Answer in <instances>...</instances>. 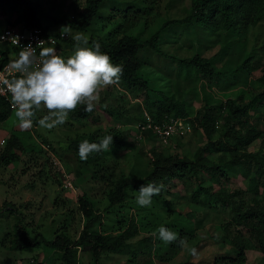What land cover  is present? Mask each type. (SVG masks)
Returning a JSON list of instances; mask_svg holds the SVG:
<instances>
[{
	"label": "trees",
	"instance_id": "1",
	"mask_svg": "<svg viewBox=\"0 0 264 264\" xmlns=\"http://www.w3.org/2000/svg\"><path fill=\"white\" fill-rule=\"evenodd\" d=\"M144 1L135 0L128 4L125 0L127 4L125 8L122 5V7L115 8L106 4L108 0H85L77 19H64L63 25H71L72 32L76 34L89 33L88 46L91 47L93 42H98L101 45V51L110 56L111 62L122 66L123 73L119 83L127 91L138 90L144 94L146 111L155 123L162 125L172 118L184 119L191 124L192 130L202 131L206 143L194 153L192 158L181 157L177 154L170 155L164 151H158V147H155L151 151L153 161H151L150 170L135 169L128 174L119 168L118 176H115V171L111 168L109 156L134 147V144L127 141L126 134L120 129L112 128L104 134L96 131L77 135L68 141L62 153L57 154L67 159L76 178L80 179L89 174L90 180L106 185L110 209L108 212H113V209L117 207L123 208L128 202L130 190L135 191L140 188L138 186L148 183H155L157 186L163 184L164 187L160 194L152 198V202L162 199V206H168L167 200L161 198L162 193L172 194L171 187L173 186L171 185L175 182L181 183L186 190L192 187L193 192L187 199L186 205L190 211L183 213L178 209L174 219L164 227L177 233L178 238L187 237L188 242L192 241L197 239L198 232L205 229L207 225V209L220 205L228 211H226L227 217L219 223V226L216 225L218 237L211 235V239L221 248L227 247L228 250L215 256L213 264H246L249 251H256L264 258V124L261 123L264 118V71L258 79L253 82L249 81L254 68H258L254 63L257 57L254 51L257 50L258 53L264 51V0H191V7L186 17L164 21L157 30L152 31L149 38L143 36L150 30L148 17L154 15L152 11L155 8H147ZM41 2L42 0H0V11L3 14L8 12L14 16L8 21V26L24 29L38 28L46 35L60 38L59 30L62 21L50 19L45 15ZM147 9L152 11L148 12ZM102 10L107 11L106 17L104 14L101 15ZM141 13H144L145 21L138 22L137 27H131L134 18L140 17ZM194 24L197 28L205 30L206 34L211 32L216 34L220 40V35L224 36L225 40L228 38L230 40L227 42L228 50L221 51L209 59L201 56L191 58L189 61L179 59L181 64L186 62L192 69L187 78L192 76L191 72L194 70L195 75H198L201 80L207 79L217 87H227L226 90L242 82L251 83L253 89L249 102L244 95H239L238 99L230 95L226 100L217 99L216 101L214 97L208 95L205 86H203L204 104L196 113H193L191 104L182 103L173 95L156 93V99H154L155 92L151 93L149 82L140 74L146 63L144 58H139L140 51L150 48L161 53V46L164 43L161 40L164 41L165 37L169 36V39L179 40L184 35L185 40L181 47L192 49L198 40L193 37L198 35L193 28ZM3 27L0 23V29ZM179 28L182 32L175 37L174 34ZM170 30L172 31L168 33ZM249 32L255 34L250 49L248 48L250 41L247 39ZM233 35L240 36V44ZM62 42L72 46L76 44L72 36L59 39L56 49L60 55L65 50L61 48ZM236 42L238 46L234 44ZM227 52L232 54L235 60H231L224 69H217L216 63L223 62L228 55ZM225 69L230 71L229 75H225ZM221 77H225L223 82ZM146 111L142 114L137 126L146 121L144 116ZM12 112L8 104L0 98V123L6 121ZM96 112L97 106L89 113L85 111L84 105H80L75 111L69 113L68 119L85 120L93 118ZM250 112L259 114L254 123L250 121ZM109 113L115 117L122 115L116 109H109ZM136 130L139 135L140 131L138 128ZM142 134L157 139L151 131H144ZM106 135L113 136L110 150L93 152L89 154L86 161L80 159L78 145L83 140L98 143ZM178 137L181 136H175L174 139ZM2 139L6 142L0 146V172L21 163L24 157H28L31 152L37 150V153H43L45 145L50 146V143L43 137L40 141L42 145L35 146L32 142H24L15 133ZM254 142L260 144L259 151L256 153L248 151ZM157 144L163 147L159 140ZM54 155L49 156L44 161L45 164L39 161L41 156H38V160H32L38 166L40 164L43 166L39 172L41 180H50L57 187V190L54 188L53 201L56 204L63 202L68 204L70 199L67 197L66 190L69 189L64 186V175L65 173L70 174V169H67L66 163L60 158L65 163L63 168L61 161L57 162L56 155ZM215 155L217 156L214 159H218L217 161L211 158ZM226 166L229 168L225 169ZM236 169H243L246 175L252 176V183L247 189L237 188L229 192L226 189L215 187L216 183L222 184L228 173ZM209 182L211 184H208ZM77 204L84 225L78 239L74 240L65 233L66 231L56 235L52 240L46 239L42 233L33 235L26 221V215L19 212L14 205L6 204L4 211L7 215L12 214L16 222L11 231L4 233L1 238V248L14 254L53 252L62 259L63 264H86L87 262L103 264L105 260L115 261L119 258L127 260L126 264H155L156 256L159 257L161 264H164L171 262L183 250L178 243H166L160 240L158 234L156 237L148 235L139 240V245L148 248L147 260L142 263L138 257L143 250L132 245V241L138 238L140 233L139 219L131 217L128 227L111 233L96 227L101 226L104 215L98 211L92 198L85 194L78 195ZM177 204L172 203L170 207L173 206L176 209ZM170 207L167 212L174 213L173 208ZM1 215L3 211L0 212ZM159 219L160 215L156 213L152 220L153 223L148 224H151L153 228H158ZM82 250L88 251L86 253L90 257L89 261L81 262ZM52 258L53 256L46 254L43 260L36 258L32 262L50 264ZM182 264L198 263L189 260Z\"/></svg>",
	"mask_w": 264,
	"mask_h": 264
},
{
	"label": "rangeland",
	"instance_id": "2",
	"mask_svg": "<svg viewBox=\"0 0 264 264\" xmlns=\"http://www.w3.org/2000/svg\"><path fill=\"white\" fill-rule=\"evenodd\" d=\"M131 1L135 0H127L128 4H130ZM84 2L85 0H42L41 3L45 15L50 19L61 20V26H64V19H77L78 14L83 9ZM144 3L147 8H155H153V11L146 10L148 12L152 11L154 15L148 17L150 21V30L144 34V38H149L152 31L157 30L164 21L186 17L191 7V0H145ZM106 4L115 8H117V6H123V8H125L127 5L125 0H108ZM106 12V10H102L100 13L101 15L104 14L106 17ZM143 15L144 13H141V18H134L131 27H137L138 22H144L146 18H144ZM13 17L14 16L8 12L3 14L0 11L1 26L7 25L8 21ZM193 28L197 31L196 34H198L193 37H196L195 40L198 38V40L192 49L181 47L185 40V35L179 40L169 39L170 36L168 33L172 31L170 30L166 33L169 37H165L164 41L161 40L164 42L161 46V53H157L150 48H145L140 51L139 58L141 57L146 60L140 74L149 82L151 93L155 92L154 96L156 93L173 95L182 103L191 104V106H193V113L201 109L204 104L203 98L205 95L203 93V86H205L208 95L214 97L216 101H218L217 99H219V101L226 100L230 95L234 99H238L239 95H244L249 102L253 89V84L251 83L244 84L242 82L236 87H228V91L226 90L227 87H217L207 79L201 80L198 75H195L194 70L191 72L192 76L187 78L189 71L192 69L186 62L181 64L179 59H188L187 61H189V59L196 56L209 59L221 51L228 50L226 47L227 42L230 40L229 38L225 40L224 36L221 35L220 40L216 34H212L211 32H209L210 34H206L205 30L197 28L195 24ZM191 31L194 30L191 29ZM181 32V28L177 29L174 36L178 37ZM75 34L76 33L72 32V35ZM84 36L88 39L89 33H86ZM254 36L255 34H252V32L247 34V39L250 41V43H248L249 49L252 46ZM233 37H236L238 44H240V36L233 35ZM237 42L234 43L236 46H238ZM74 47L75 45L72 46L69 43L62 42L61 48H65V50L62 51V56L65 58L70 56L73 53ZM254 53L257 56L254 60V63L257 64L255 67L258 68H254L252 71L249 77L250 82L258 79L264 71V51H259L258 53L256 50ZM231 60H235V58L229 53L224 58L223 62L216 63L217 69H224ZM226 69L225 75H229L230 71ZM221 78L223 82L225 77ZM144 98V94H141L138 90L127 91L119 83V85L108 86L100 91L98 101H96L97 112L93 118L80 121L67 119L63 125H59L51 130L44 129L36 124V120L48 114L47 110L41 107L33 118V127L29 130H22L19 128L17 118L15 117V111L11 113L6 121L0 123V141L1 137L7 138L15 133L19 135L24 142H32L33 146L42 145L40 143L41 137L46 139L51 146L48 147V145H45V151L43 153H37V150L36 152H31L28 157H24L21 163L0 172V212L3 211V215L0 216V264H35L32 260L36 258L43 260L46 254L53 256L50 264H63L62 259L59 258V256L57 257V254L53 252L38 251V254L27 252L14 254L1 248V238L4 236V233L11 231L12 226L16 222L12 214L7 215V212L4 211L6 204L14 205L19 212L26 215V221L29 223V228L33 235L42 233L46 239L52 240L56 235L66 231L65 233L74 240L78 239L79 233L82 231L84 225L83 217L78 210L77 196L85 194L94 200L98 207V211L104 215L101 226H96L97 228L100 227L101 230L111 233L124 230L128 227L131 217L139 219L141 226L139 227L140 233L138 238L136 237L132 241V245L138 246L139 249L141 248L143 250V252L141 251L142 253H140V257H138L142 260V263L147 260L146 253L148 248L139 245V240L148 235L156 237L153 233H156V230L160 226H164L174 219L175 212H177L178 209L183 213L190 211V208L186 205L187 199H189V196L193 192V188L190 187L186 190L181 183L175 182L174 185H171L173 186L171 187L172 194L166 192L162 193L161 198L167 200L166 203L168 206H162V199H159L152 202L149 207H140L136 203V192L139 190L137 189L135 191L130 190L128 202L125 203L123 208L117 207L113 209V212H108L110 209L107 200L108 191L106 185L101 182L97 183L94 180H90L89 174L80 179L76 178L73 170L67 163V159L57 154L62 153L67 147L68 141L75 138L77 135L96 131L104 134L114 128L122 130L127 136V141L134 144V147L130 150L126 149L109 156V163L111 168L115 171V176H118L119 168L125 170L128 174L131 170L135 169H141L142 171L150 170L151 161H153L151 151L155 147H158V151H164L170 155L177 154L181 157L192 158L194 153L206 143V138L201 130L195 131L193 129L190 134L174 139L171 141V145L168 146L169 148L167 147L166 149H163L164 147L161 148V146L157 144V139L149 138L144 135L143 138L140 139L136 127L137 123L142 118V114L146 111ZM154 99H156V96ZM109 109L119 110L122 115L119 117L112 116L109 113ZM258 115L259 114L256 112H250L249 118L251 123L256 122ZM262 119L261 123L264 124V118ZM219 126L221 129V125ZM259 148L260 144L254 142L248 148V151L256 153L259 151ZM52 155L55 156L57 162H60V158H62L66 163L67 169H70L69 176L74 183L76 191L66 190L67 197L70 199V203L68 202V204H65L67 202L56 204L55 201H53V196L55 195L54 188L57 190V187H55V184L50 180H41L39 172L43 169V166L42 164L38 166L33 163L32 160H38V156H41L39 161L45 164L44 161H46L49 156L52 157ZM216 156L217 155L212 156L211 158L217 161L218 159H214ZM63 161L60 163H62L64 168L65 163ZM227 168L229 167L226 166L225 169ZM251 183V175H246L243 169H236L228 173L227 178L223 180L222 184L218 185L216 183L215 187L217 189L222 188L232 192L237 188L247 189ZM208 184H211V182ZM139 187L141 186H138V188ZM170 201L179 204H177L176 209L173 206L170 207V205H172ZM169 207L173 208L172 211L174 213L167 212ZM116 210H118V212ZM226 211L220 205L207 209L208 222L205 229L198 232L197 239L188 242L189 248L198 245L196 248L198 251L197 256L193 257L187 249H183L171 262L164 264H182L189 260L198 264H213L215 256H219L221 253L228 250L227 247L221 248L219 244L211 239V235L218 237L219 233L216 232V225L218 224L219 226V223L225 220L227 217L226 213L228 212ZM154 213L160 215L158 228H153L151 224H148L154 219ZM3 229L5 230L4 232ZM86 250H82L81 253L82 263L87 261V257H89L86 253L88 251ZM155 260V264H161L158 256H156ZM126 263L127 260H124V258H119L115 261L105 260V262H103V264ZM86 264L91 263L87 262ZM246 264H264V258L256 251H249Z\"/></svg>",
	"mask_w": 264,
	"mask_h": 264
},
{
	"label": "clouds",
	"instance_id": "3",
	"mask_svg": "<svg viewBox=\"0 0 264 264\" xmlns=\"http://www.w3.org/2000/svg\"><path fill=\"white\" fill-rule=\"evenodd\" d=\"M60 38L72 36L76 42L73 53L67 58L58 54L55 45L57 40L49 37L48 41H39L36 48L31 43L21 47L17 58L9 62V68L19 75L11 80H4L7 91L11 95V103L15 109L18 126L22 130L33 127L36 112L43 107L47 115L36 120V124L44 129H53L63 125L70 112L84 105L86 112H92L102 89L119 85L123 68L114 65L111 58L101 51V45L89 41L83 33L72 35V26H61ZM6 37L0 36V43ZM19 44V37H8ZM37 49L39 52L37 53ZM113 136L106 135L98 143L83 140L78 145V155L81 160H87L89 154L110 150ZM163 184L142 185L136 195V203L140 207H149L152 198L159 195ZM158 238L166 243H178L182 249H187L195 257L198 251L188 247V238H178L177 233L160 226L156 233Z\"/></svg>",
	"mask_w": 264,
	"mask_h": 264
},
{
	"label": "built area",
	"instance_id": "4",
	"mask_svg": "<svg viewBox=\"0 0 264 264\" xmlns=\"http://www.w3.org/2000/svg\"><path fill=\"white\" fill-rule=\"evenodd\" d=\"M0 36L6 37L2 43H0V98H2L9 106L12 111H15L12 103H11V95L7 91L6 85L3 83L4 80H11L18 76L19 74L14 72L9 68V62L17 58L18 52L21 50V47L27 46L29 43L33 46V48L37 47L39 41L47 42L49 37H54L52 35H46L43 30L38 28L33 29H24L20 27H12L5 25L2 29H0ZM18 36L19 44L15 41L9 40L8 37ZM65 36L63 39H65ZM57 42L55 45H45V46H53L56 48V45L61 38L54 37ZM58 52V50L56 49ZM5 52V53H3ZM39 49H37V53ZM59 54V53H58ZM146 121L137 126L138 131H140L139 137L143 138L144 131H151L154 136L157 137L160 144L167 148L171 145V141H173L175 136H182L187 133L192 132L191 124H188L186 120L181 118H172L167 122L161 124L155 123L148 113L145 112ZM6 140L2 139L0 141V146L5 144ZM169 148V147H168ZM65 173V170H64ZM65 188L69 190H75V186L70 179L69 174L65 173Z\"/></svg>",
	"mask_w": 264,
	"mask_h": 264
},
{
	"label": "crops",
	"instance_id": "5",
	"mask_svg": "<svg viewBox=\"0 0 264 264\" xmlns=\"http://www.w3.org/2000/svg\"><path fill=\"white\" fill-rule=\"evenodd\" d=\"M1 138H3V137H1ZM88 259H87V261L89 260V257H87ZM105 262V261H104Z\"/></svg>",
	"mask_w": 264,
	"mask_h": 264
}]
</instances>
